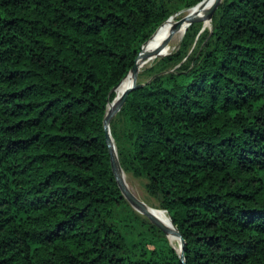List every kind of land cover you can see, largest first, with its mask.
<instances>
[{
	"label": "trees",
	"instance_id": "16d2710c",
	"mask_svg": "<svg viewBox=\"0 0 264 264\" xmlns=\"http://www.w3.org/2000/svg\"><path fill=\"white\" fill-rule=\"evenodd\" d=\"M201 1L0 0V264H264V0L190 24L109 124L184 261L111 168V90Z\"/></svg>",
	"mask_w": 264,
	"mask_h": 264
},
{
	"label": "water",
	"instance_id": "95a60500",
	"mask_svg": "<svg viewBox=\"0 0 264 264\" xmlns=\"http://www.w3.org/2000/svg\"><path fill=\"white\" fill-rule=\"evenodd\" d=\"M205 2H206V0H202L200 3H198L197 5H195L194 7L190 8L188 10L195 9V8L203 5ZM220 2H221V0H216L203 13L196 14V15H187L185 17H182L177 22V28L180 27L182 24H184L186 22H189L190 24H192L194 21H199V20H203L204 21L205 19H209L210 20L213 12L216 10V8L220 4ZM171 33H172V31H171ZM171 33L166 37V39L163 41V43L167 40L168 37L171 36ZM145 44L143 45V47L145 46ZM143 47H142V49H143ZM142 49L138 53V56L135 59L134 65L132 66V68L128 72V74H130V76L132 78V84L123 92V94L121 95V97H120V99L117 102V104H116L115 107H113L112 109H109L110 103L107 106V111H106V114H105V117H104V121H103L104 122V129H105V133H106L105 134V136H106V143H107L108 151H109V154H110L111 168H112L114 177L116 179V182L118 184V187L120 188L123 196L125 197V199L128 201V203L137 212H139L140 214L144 215L145 217H147L149 219V221H151L153 224H155L156 226H158L167 235V237L172 232H174L175 234H177V236L179 237L180 242H181L180 253H178V255H179L180 259L182 261H184V256H183L184 240L182 239L179 231L173 225L172 221H171V224L173 225L174 229L169 228L167 225H165L161 221H159L157 219V217L155 215H153V213H151V211L149 210V208L145 204V202L142 201L141 199H139L137 196H135L131 191H129L127 189V187L125 186V184L123 182V179H122V177H121V175L119 173V168L121 169V166L119 164L118 157L115 158V156L113 154V149L115 148V145H114V141H113V138L111 136V133H110L109 124H110V121H111L112 117L120 110V108L123 105V103H124L127 95L129 94V92L131 90H133L135 87H138L139 86V85H137V78H138V73H139V63H140V60H141ZM162 55L163 54H161V48H159V52H158V54L155 57H157V56L159 57V56H162ZM120 83L116 87H114L111 90L110 93L115 92L116 88L120 85Z\"/></svg>",
	"mask_w": 264,
	"mask_h": 264
},
{
	"label": "bare ground",
	"instance_id": "6f19581e",
	"mask_svg": "<svg viewBox=\"0 0 264 264\" xmlns=\"http://www.w3.org/2000/svg\"><path fill=\"white\" fill-rule=\"evenodd\" d=\"M216 0H206V2L195 8V9H191V10H187V14L186 15H196V14H200L203 13L205 10H207ZM171 19H168L167 21H165L156 31L155 33L151 36V38L149 39V41L145 44V46L142 49V54H141V60L139 63V69L140 67L143 65L144 60L147 57H152L154 54H156V52H152V43L155 41V39H157V36L160 35L162 33V39H166V37L171 33V36L168 37L169 38V44H179L180 41L183 39L184 36V32L187 30L188 26L190 25L189 22H186L184 24H182L180 27L177 28V23L174 22ZM172 26H175L176 28H174L173 30H169ZM156 42V41H155ZM154 44V43H153ZM132 84V78L130 76V74H128L125 79L120 83V85L116 88L115 90V98L113 99V101L110 103L109 105V109H112L113 107L116 106L117 102L119 101L121 95L123 94V92ZM115 153V154H114ZM113 154L116 157V148L113 149ZM119 173L123 179V182L125 184V186L127 187V189L129 191H131L134 195L135 192L131 189V185L129 184L128 178H127V174L123 172L122 169L119 168ZM145 202V201H144ZM145 204L148 206L149 210L151 211V213H153V215H155L157 217V219L159 221H161L163 224L167 225L169 228L174 229L173 225L171 224V219L169 218L168 214L164 211L161 210L149 203ZM172 245L176 248V250L178 251V253H180V246H181V242L179 237L177 236V234H175L174 232L170 233L168 235Z\"/></svg>",
	"mask_w": 264,
	"mask_h": 264
},
{
	"label": "rangeland",
	"instance_id": "374dc122",
	"mask_svg": "<svg viewBox=\"0 0 264 264\" xmlns=\"http://www.w3.org/2000/svg\"><path fill=\"white\" fill-rule=\"evenodd\" d=\"M187 12L188 11H186L184 13L183 17L187 16L186 15ZM178 14H180V13H175L174 14L175 16H173V19H172L176 23L179 20L178 19L179 18V15ZM199 21H201V20H199ZM204 24H205V26H204L205 28H207V29L210 28V21H209V19H205L204 20ZM174 28H176V27L175 26H172L169 30H173ZM184 34H185V32H184ZM162 38L163 37H162V33H161L160 35L157 36V39H155L156 42L154 41L153 42L154 44L152 43V45H151L152 46L151 51L152 52H156V54H154L152 57L149 56V57H147L144 60L143 65L139 69V72L142 71L143 74L140 75V76H138L137 82L143 83V82H146V81L150 80L151 79V75L149 73H147L146 70L149 69V68H151L152 66H154L155 65V61L157 59H159L161 57H165V56H167L169 54H172V53L176 52L179 49V45H180V43L183 40L182 39L179 44H169L170 43L169 42V38H167V40L164 43H163V41L165 39H162ZM159 48H161V54H163V55L162 56H159V57L158 56L155 57L158 54V52H159ZM180 63H178L176 65H170V66H168V69H166L165 72L175 69L176 67L179 66ZM127 178H128L129 184L131 185V189L136 194L135 196H137L142 201H145L146 203L149 202L151 204H156L154 202V200L152 198H150L148 196V194L146 193V190H145V183H146V181L144 179H142V178H135V177L131 176L130 174L127 175Z\"/></svg>",
	"mask_w": 264,
	"mask_h": 264
}]
</instances>
